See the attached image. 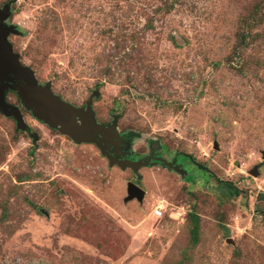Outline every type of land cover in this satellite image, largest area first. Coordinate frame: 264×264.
I'll use <instances>...</instances> for the list:
<instances>
[{
  "label": "rangeland",
  "instance_id": "1",
  "mask_svg": "<svg viewBox=\"0 0 264 264\" xmlns=\"http://www.w3.org/2000/svg\"><path fill=\"white\" fill-rule=\"evenodd\" d=\"M3 5L18 65L145 160L109 165L6 92L27 129L0 113V264H264V0Z\"/></svg>",
  "mask_w": 264,
  "mask_h": 264
},
{
  "label": "water",
  "instance_id": "2",
  "mask_svg": "<svg viewBox=\"0 0 264 264\" xmlns=\"http://www.w3.org/2000/svg\"><path fill=\"white\" fill-rule=\"evenodd\" d=\"M8 6L0 8V113L11 117L18 130H26L18 110L5 100L6 90L14 91L21 105L30 110L37 120L46 123L50 128H56L59 133L68 136L74 143L88 142L94 144L100 154L108 159L109 165L116 164L120 168L130 167L132 171L144 165L142 160H118L114 157L117 153V145L121 139L116 132L115 120L108 124H96L91 110V97L83 107H72L58 96L52 94L49 84L39 85L32 77V73L18 65L16 55L10 51L6 41L9 33H15L12 26L5 27L2 22L7 16ZM9 75L12 77L9 78ZM33 135V134H32ZM34 137V136H32ZM113 145L114 154L105 145ZM264 159V156H263ZM165 164V161H162ZM174 159L168 164L171 166ZM250 175L255 176L253 168ZM128 199L136 197L140 199L142 191L136 185L130 184L127 189Z\"/></svg>",
  "mask_w": 264,
  "mask_h": 264
},
{
  "label": "flooded vegetation",
  "instance_id": "3",
  "mask_svg": "<svg viewBox=\"0 0 264 264\" xmlns=\"http://www.w3.org/2000/svg\"><path fill=\"white\" fill-rule=\"evenodd\" d=\"M12 76L11 75H9V78H11ZM6 92H11V93H13V94H15L14 93V91H11V90H6ZM30 114H31V112H30V110H28V109H26ZM121 137V136H120ZM122 137H121V139L119 140V143H118V145H117V153L116 154H122V152L119 150V148H120V142L122 141ZM105 145V144H104ZM106 147H108V150H109V148H111V150H109L110 152H114V147H113V145H105ZM114 154V153H113ZM120 154V155H121ZM114 157L116 158V159H118V160H121V159H119L118 157H119V155L118 156H116L115 154H114ZM159 157H155V156H150V158L149 159H147L146 160V162H147V164L148 165H150V164H156V165H160V166H163V167H166V165H162V164H164V163H162V161H164L162 158H160V159H158ZM174 159V163H173V165H175V166H177L178 164L176 163V161H177V155H173L172 157H171V159L169 160L170 162L172 161ZM157 160H159V162L157 161ZM131 161V160H130ZM161 161V162H160ZM169 162V163H170ZM142 163H144V161L142 162ZM174 166V167H175Z\"/></svg>",
  "mask_w": 264,
  "mask_h": 264
},
{
  "label": "built area",
  "instance_id": "4",
  "mask_svg": "<svg viewBox=\"0 0 264 264\" xmlns=\"http://www.w3.org/2000/svg\"><path fill=\"white\" fill-rule=\"evenodd\" d=\"M160 215V210H155L154 211V216H159Z\"/></svg>",
  "mask_w": 264,
  "mask_h": 264
}]
</instances>
